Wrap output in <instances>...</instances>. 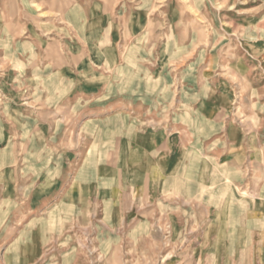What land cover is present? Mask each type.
Segmentation results:
<instances>
[{
	"label": "rangeland",
	"instance_id": "obj_1",
	"mask_svg": "<svg viewBox=\"0 0 264 264\" xmlns=\"http://www.w3.org/2000/svg\"><path fill=\"white\" fill-rule=\"evenodd\" d=\"M60 82L72 87H53ZM52 96L58 103L66 99L63 113L69 115L102 103L111 107L105 113L131 115L140 106L150 117L145 127L164 130L168 143L172 133L180 137L177 149L167 144V154L182 150L189 160L194 154L197 161L184 162L185 182L194 185L186 191L198 196L217 191L208 185L215 177L228 179L223 166L227 154L244 155V168H249L245 181L257 169L260 192L241 181L231 189L238 194L232 204L247 206L255 199L264 204V0H0V169L9 182L21 178L25 192L42 178L35 173L45 162L55 166L80 159L58 148L39 152L26 131L16 137L14 119L21 103L31 98L46 105ZM120 123L126 129L119 139L129 140L131 122ZM20 138L23 147H16ZM82 141L73 137L71 147L79 148ZM62 142L69 146L71 140L63 137ZM120 156L131 160V152ZM164 179L146 181L140 200L152 190L170 189ZM130 186L120 193L123 207L139 191ZM198 204L200 223L193 226V214L184 216L178 233L173 231L174 212L157 209L155 219L147 216L149 208L140 207L131 218V208H126L114 217L119 231L55 232L50 245L48 235L31 231L18 241L11 239L17 235L12 228L16 221L25 226L30 219L10 213L0 264L31 258L29 247L36 238L49 256L36 264H264V234L253 246L247 234L236 242L238 248L229 239L218 244L219 234L203 222L216 214L214 208L207 201ZM166 212L171 217H160ZM71 219L72 225L88 223L74 212ZM97 237L102 249L95 248Z\"/></svg>",
	"mask_w": 264,
	"mask_h": 264
},
{
	"label": "crops",
	"instance_id": "obj_2",
	"mask_svg": "<svg viewBox=\"0 0 264 264\" xmlns=\"http://www.w3.org/2000/svg\"><path fill=\"white\" fill-rule=\"evenodd\" d=\"M59 84L61 85L53 87H72L67 82ZM66 102L64 99L63 103H58L52 96L47 97L46 105L42 104L43 99L31 98L21 103L20 112H17L19 116L17 115L14 119L17 138L23 137L26 131L27 134H31V142L39 152L52 153L57 150L55 148H58L59 152L62 151L70 156L72 152H75L80 159L74 163L69 159V162L55 163V166H52L51 161L45 162V165L38 167L41 172L35 173L38 177L42 174V178L27 185L26 192L24 191V181L21 178L16 176L15 180L9 182L6 173L4 174L3 169H0V248L8 243L7 217L10 213L15 215V219L23 217L30 219L25 226L18 224V220L16 221L12 228L15 229L17 235L11 239L15 238L14 241H18L24 232L31 231L33 234L48 235L47 244L50 245L53 241V236L50 234L55 232L119 231L118 225L114 224L116 222L114 217L120 216V213L124 212L126 208H131V218L136 209L140 207L149 208L147 216L155 217V219L159 217L157 209L164 208L170 213L174 212L173 231L178 233L182 231L180 226L184 216L193 214V226L200 223L202 216L199 209L201 204H198L200 201H207L209 204L206 206L214 208L211 209V212L216 214L203 222L207 224L208 230L214 228L215 232L219 234L218 244L225 243V240L229 239L231 243L234 241L233 247L238 248L239 245L236 242L240 241L243 234H247V243L253 246L262 238L264 234V204L260 203L259 206L256 199L251 200L247 206H243V204L233 206L232 204L233 196L238 194L231 189L242 184L241 181H245L249 173V168H244V161L247 159L244 155L227 154L223 166L228 179L219 181L218 177H215L213 182L208 185L214 186L217 191L198 196L197 192L186 191L193 184L185 182L187 167L184 162L194 163L197 161L194 154H191L190 160L188 158L190 154H185L182 150L167 154V144L175 145V149H177L180 137L176 136L177 133H172L171 141L168 143L166 135L162 134L164 130L153 132L150 128L145 127V122L150 117L139 111L140 106L131 109V115L120 111L105 113V110L111 107L110 104L104 105V103L86 106L87 108H83L75 115H69L63 113L67 106ZM53 106L55 107L53 108ZM121 120L131 122L130 125L127 124L130 127L127 132L131 134L129 140L121 141L119 139L126 129L121 128ZM63 137L70 138L69 146L63 145ZM73 137H83V141L79 142L77 149L71 147ZM18 140L16 147L21 144L23 147V140L21 138ZM127 152H131V160L121 161L120 154ZM90 154L91 157H89ZM103 154L108 155L105 157ZM213 157L216 159V155L213 154ZM207 159L210 160V158ZM228 160L233 164H227ZM168 168L169 173H167ZM33 169L35 170V168ZM16 174H18V169ZM233 174L237 176L233 177ZM153 176L165 178L166 185L170 184L171 188L160 192L152 190L147 198L140 200L141 196L146 193L143 188L146 181L151 182ZM204 176L202 174V183L205 181ZM246 182L248 186L252 185L254 192H260L261 185L257 169L244 183ZM9 186L12 187L11 191H8ZM128 186L130 189L134 187V190L136 188L139 191L135 194L131 193L128 204L123 207L120 193L125 192L129 188ZM141 189L142 193H140ZM211 201L213 202L211 203ZM9 202H11L10 212ZM194 205L198 206L197 210L193 209ZM185 206L188 207L186 211L183 209ZM14 209L15 211H13ZM188 209L191 211L189 212ZM204 211L206 210L204 209ZM73 212L75 215L85 217L88 223L79 226L72 225ZM160 217H171V215L166 212L161 213ZM92 218L96 219V223H93ZM97 218H99L98 221ZM161 221L162 219H160ZM184 222L187 224L188 220ZM145 225L147 230L151 226L150 222H146ZM151 230L152 228H150V232ZM131 232H136V228L132 227ZM192 232H197V230L194 229ZM96 240L99 243L101 241L99 237ZM229 247L232 246L229 244ZM29 248H31L32 257L23 256L25 260H22V264H36L47 254L41 250L39 238H36ZM95 248L102 249L103 245L96 244Z\"/></svg>",
	"mask_w": 264,
	"mask_h": 264
}]
</instances>
